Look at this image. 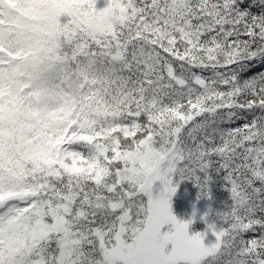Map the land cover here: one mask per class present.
<instances>
[{
  "label": "snow or ice",
  "instance_id": "1",
  "mask_svg": "<svg viewBox=\"0 0 264 264\" xmlns=\"http://www.w3.org/2000/svg\"><path fill=\"white\" fill-rule=\"evenodd\" d=\"M0 264H264V0H0Z\"/></svg>",
  "mask_w": 264,
  "mask_h": 264
},
{
  "label": "trees",
  "instance_id": "2",
  "mask_svg": "<svg viewBox=\"0 0 264 264\" xmlns=\"http://www.w3.org/2000/svg\"><path fill=\"white\" fill-rule=\"evenodd\" d=\"M103 3V0H101V4ZM221 193H224V190H223V188H221L220 190H219ZM226 195V194H225ZM223 203H224V201H221V204H220V206L222 207L223 206ZM187 213H188V208H185V204L183 203V201L181 200V202L179 203V205H178V214H180V215H187Z\"/></svg>",
  "mask_w": 264,
  "mask_h": 264
},
{
  "label": "rangeland",
  "instance_id": "3",
  "mask_svg": "<svg viewBox=\"0 0 264 264\" xmlns=\"http://www.w3.org/2000/svg\"><path fill=\"white\" fill-rule=\"evenodd\" d=\"M190 210H191L190 207H188V212H189Z\"/></svg>",
  "mask_w": 264,
  "mask_h": 264
}]
</instances>
